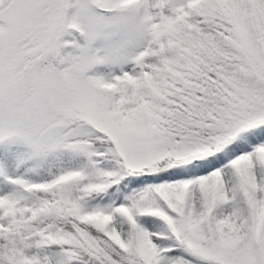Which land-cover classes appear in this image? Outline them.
Masks as SVG:
<instances>
[{"label": "snow or ice", "instance_id": "snow-or-ice-1", "mask_svg": "<svg viewBox=\"0 0 264 264\" xmlns=\"http://www.w3.org/2000/svg\"><path fill=\"white\" fill-rule=\"evenodd\" d=\"M0 264H264V0H0Z\"/></svg>", "mask_w": 264, "mask_h": 264}]
</instances>
